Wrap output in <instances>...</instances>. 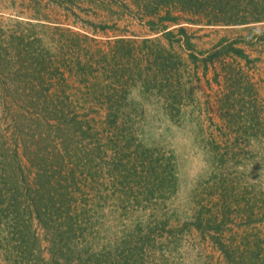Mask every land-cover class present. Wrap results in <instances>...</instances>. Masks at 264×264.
<instances>
[{
	"label": "rangeland",
	"instance_id": "rangeland-1",
	"mask_svg": "<svg viewBox=\"0 0 264 264\" xmlns=\"http://www.w3.org/2000/svg\"><path fill=\"white\" fill-rule=\"evenodd\" d=\"M253 1L0 0V264H264Z\"/></svg>",
	"mask_w": 264,
	"mask_h": 264
},
{
	"label": "trees",
	"instance_id": "trees-1",
	"mask_svg": "<svg viewBox=\"0 0 264 264\" xmlns=\"http://www.w3.org/2000/svg\"><path fill=\"white\" fill-rule=\"evenodd\" d=\"M162 4L167 6L179 4L181 9L186 12H193L201 16L202 14L209 16L205 18L206 25H248L254 24L258 21L256 18L252 19L247 14L250 8L254 9L258 5L253 0H159ZM191 11V12H190ZM34 209L38 211L37 203ZM39 217V216H38Z\"/></svg>",
	"mask_w": 264,
	"mask_h": 264
}]
</instances>
